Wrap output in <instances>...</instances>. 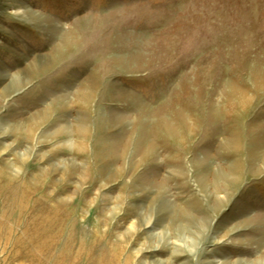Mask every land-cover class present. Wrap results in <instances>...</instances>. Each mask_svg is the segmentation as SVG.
<instances>
[{
    "label": "rangeland",
    "instance_id": "374dc122",
    "mask_svg": "<svg viewBox=\"0 0 264 264\" xmlns=\"http://www.w3.org/2000/svg\"><path fill=\"white\" fill-rule=\"evenodd\" d=\"M0 264H264V0H0Z\"/></svg>",
    "mask_w": 264,
    "mask_h": 264
}]
</instances>
